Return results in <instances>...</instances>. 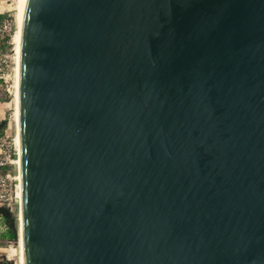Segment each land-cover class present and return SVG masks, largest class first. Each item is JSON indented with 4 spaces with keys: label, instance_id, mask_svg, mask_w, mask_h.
<instances>
[{
    "label": "water",
    "instance_id": "1",
    "mask_svg": "<svg viewBox=\"0 0 264 264\" xmlns=\"http://www.w3.org/2000/svg\"><path fill=\"white\" fill-rule=\"evenodd\" d=\"M19 70L25 264H264V0H24Z\"/></svg>",
    "mask_w": 264,
    "mask_h": 264
},
{
    "label": "built area",
    "instance_id": "2",
    "mask_svg": "<svg viewBox=\"0 0 264 264\" xmlns=\"http://www.w3.org/2000/svg\"><path fill=\"white\" fill-rule=\"evenodd\" d=\"M0 15V81L8 84L12 79L16 50L5 51L1 42L13 43L12 39L17 31L16 17L7 10H2ZM0 207H7L14 211L16 205L20 208L21 175H20V144L16 136H8L5 129L0 131ZM6 226L1 225V229Z\"/></svg>",
    "mask_w": 264,
    "mask_h": 264
},
{
    "label": "rangeland",
    "instance_id": "3",
    "mask_svg": "<svg viewBox=\"0 0 264 264\" xmlns=\"http://www.w3.org/2000/svg\"><path fill=\"white\" fill-rule=\"evenodd\" d=\"M18 4L19 0H0V12L2 10H7L9 13L13 14L15 17L17 16L18 12ZM10 47L9 49H15L13 43H9ZM5 50V51H10ZM16 66L15 64L13 65ZM16 71V70H15ZM14 78V71L12 73V79L9 80L8 84H3L0 81V116L3 118L0 123L7 119L8 123L7 126L4 128L7 131L8 136L15 137L16 136V124L14 121V112H15V81ZM14 212L19 217L20 214V208L18 205L14 208ZM20 223V221H19ZM1 253H3V256L0 257V261H3L4 259L12 261L14 264H20V238L18 241H3Z\"/></svg>",
    "mask_w": 264,
    "mask_h": 264
},
{
    "label": "trees",
    "instance_id": "4",
    "mask_svg": "<svg viewBox=\"0 0 264 264\" xmlns=\"http://www.w3.org/2000/svg\"><path fill=\"white\" fill-rule=\"evenodd\" d=\"M3 16L0 15V20ZM10 44L3 41L1 42V48L4 50L9 49ZM7 119L0 123V131L7 126ZM1 172V169H0ZM4 224L6 229L3 231L0 228V246L3 245L4 240L16 242L19 240V217L16 212L12 211L7 207H0V225ZM0 264H14L12 261L4 259L0 261Z\"/></svg>",
    "mask_w": 264,
    "mask_h": 264
},
{
    "label": "bare ground",
    "instance_id": "5",
    "mask_svg": "<svg viewBox=\"0 0 264 264\" xmlns=\"http://www.w3.org/2000/svg\"><path fill=\"white\" fill-rule=\"evenodd\" d=\"M23 4H24V0H19V4H18V12H17V16H16V20H17V31L13 36L12 42L14 44H16L15 50H16V62H15V67H14V78L16 80L15 81V116H14V121L16 124V138L17 141L20 144V136H19V121H20V115H19V73H20V40H21V19H22V11H23ZM16 70V71H15ZM20 253H21V257H20V264H25V260H24V247H23V241L20 235Z\"/></svg>",
    "mask_w": 264,
    "mask_h": 264
},
{
    "label": "crops",
    "instance_id": "6",
    "mask_svg": "<svg viewBox=\"0 0 264 264\" xmlns=\"http://www.w3.org/2000/svg\"><path fill=\"white\" fill-rule=\"evenodd\" d=\"M2 119H3V118H1V116H0V121H1ZM1 225H4V224H1ZM1 225H0V227H1ZM5 229H6V227H5L4 229H1V230L4 231ZM2 246H3V245L0 246V257L3 256V253H1V250L3 249Z\"/></svg>",
    "mask_w": 264,
    "mask_h": 264
}]
</instances>
